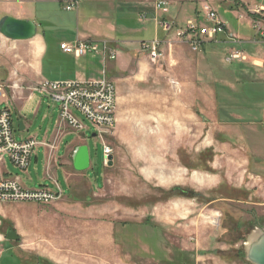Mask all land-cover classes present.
Masks as SVG:
<instances>
[{
    "label": "rangeland",
    "instance_id": "obj_1",
    "mask_svg": "<svg viewBox=\"0 0 264 264\" xmlns=\"http://www.w3.org/2000/svg\"><path fill=\"white\" fill-rule=\"evenodd\" d=\"M78 1L79 5L72 11L65 10L63 5L70 2L65 1L64 4L40 8L37 12L46 16L51 14L53 19L63 22L64 32L60 35L64 37L82 30L92 40L115 47L116 61H107L105 66L98 67L95 63L99 65L102 59L90 55L95 57L92 64L87 65L82 59L76 65V71L81 73L98 67L99 72L93 71L95 80L103 78L105 72L119 91L117 123L114 128L101 132L113 150V164L104 165L103 141L98 136L93 137L95 128L77 113L86 129L82 133L69 130L66 144L85 143L90 150L93 168L71 177L70 190L61 172L59 177L65 191L64 197L56 202H0V264H179L180 259L184 260L183 264H250L246 258V244L256 231L264 229V195L258 196L248 183L241 188L222 184L207 190L193 182L192 176L196 174L192 175L193 172L189 173L184 186L164 184L162 180L169 179L171 166L179 163L176 148L202 149L204 137L201 132L205 119L218 120L219 93H227L229 87L224 86L225 83L233 84L237 77L235 73L242 70L239 62L228 64L226 54L231 49L243 50L248 61L241 63H247L249 69L264 68L254 64H261L264 58L250 53L249 48L255 50V47L247 43L223 46L211 42L204 44L198 52L192 51L176 38L174 31L183 28L187 20L205 23V14L201 11L202 18L199 15L194 17L193 13L186 17L182 14L180 20L164 18L161 13L168 10V0H160L161 6L158 0H154V22L159 31L154 24L146 22V31L131 38L121 31L126 27V8L118 20H115L113 11H109L99 26L97 22L90 23L87 17L88 0ZM256 2L264 4V0ZM205 5L217 12L234 33L244 36L254 33L248 27L247 18L253 15L251 10L257 8L249 9L243 4L246 9L240 6L236 9L230 0H202L201 10ZM10 7L0 1V19L4 13L14 11ZM141 18L148 20L143 15ZM163 19L172 26L169 32L160 26ZM43 31L50 43L55 26L47 25ZM37 39L12 41L0 35V85L10 102L14 135L19 141L24 134L19 130V123L26 116L33 118V101L39 96L35 95L33 101L22 100L42 84V56L32 60ZM153 40L159 42L158 48L163 54L156 62L149 56L147 48H143ZM60 54L63 55L58 50L57 55ZM57 60L55 51L49 47L43 62L49 80L44 82L71 78L64 66L57 67ZM120 64L123 66L118 69ZM258 87L254 84L247 92L254 96ZM261 94L264 95V91ZM208 100L211 105L204 110V103L206 105ZM193 101L196 104L192 108ZM193 112L199 115L197 123L192 120ZM214 127L208 126L205 131ZM46 130L47 127L43 129L41 139ZM214 132L215 140L219 141L217 128ZM38 150L37 146L32 157ZM219 155L224 157V153ZM179 156L186 164L192 162L186 161L187 157H193L192 154L184 151ZM214 156L211 150L205 153L204 159L207 162L211 157L213 161ZM198 157L202 158L197 155L190 168L202 167ZM254 160L251 157L250 164L255 167ZM37 166L40 171L35 170ZM31 167L29 176L36 183H27V186L37 189L40 187L38 176L42 177L45 169L43 154L38 163L33 160ZM2 169L4 175L12 174L23 179L27 175L26 171L16 168L8 156ZM0 174L2 177L1 166ZM45 182L52 183L50 180ZM178 187L197 196H173L171 191ZM260 191L264 192V188ZM173 204L181 207L168 208ZM167 210L170 217L164 216ZM181 211H187L188 218H180ZM149 216L152 220L147 221L148 225L140 224ZM163 216L169 219L168 225L160 222L164 220ZM10 228L19 236L18 241L8 240ZM185 248L188 250H182L185 254L180 255L181 249Z\"/></svg>",
    "mask_w": 264,
    "mask_h": 264
},
{
    "label": "crops",
    "instance_id": "obj_2",
    "mask_svg": "<svg viewBox=\"0 0 264 264\" xmlns=\"http://www.w3.org/2000/svg\"><path fill=\"white\" fill-rule=\"evenodd\" d=\"M0 1L10 4V8L14 10L13 12L4 13L2 17L9 15L19 19L31 20L36 23L38 27V34L36 36L38 39L33 46L34 52L32 60L36 61V59H40V57L42 56L41 61L43 76L40 83L49 80V78L45 74V70L43 67V62L45 60V57L47 56L49 47L53 48V50L55 51V57H58V60L55 61L58 64L57 67L62 65L64 66L63 69L71 73L70 79H56L55 81L95 80L93 71L97 72L98 67L101 66V64L104 65L102 60H100L99 65L93 61V63L98 66L94 68L93 71L86 70V73H81L79 71H76L77 62L84 59L85 62H87V65H89L91 63V60L95 57L86 56L84 58L78 59L73 55L63 53L60 49V46L63 43H71L76 41L77 39L92 40L91 36L85 31L77 30L76 34H65L64 37L63 35H60L62 32H64L62 31L65 26L63 22H59L58 19H53L51 14H48V16H46L43 13L37 12L38 9H42L48 5L53 7L57 3L64 4L65 1L72 0ZM83 1L84 0H81V2ZM168 1L170 3L168 10L165 11L164 14L161 13L164 18H170L171 20H180L182 14H185L186 17L187 15L192 13L194 14V17L195 15H199L201 17L202 0ZM238 1H240L249 9L264 7V4L257 3L256 0ZM63 6H65V4ZM124 8H126V13L124 15L126 19V27H123L121 31L123 32V34H126V37L131 38L133 35H137L142 31H146V22H148L149 24L151 23L152 25L154 24L155 29L157 30V25L154 22L156 13L154 8V0H88V5L86 6V14L89 18L90 23L97 22L100 26L103 24V21L106 20L105 17L108 15L109 11H113V14H115V20H118L123 15L121 11H123ZM232 12H234V14L238 13L237 11ZM142 15L148 20L143 21L141 18ZM50 19L55 21V23L50 22ZM247 19L248 27L250 28V31H253V20L249 17ZM50 24L55 26L56 31L55 35L51 37L49 43L44 35L43 29ZM157 31H159V29ZM229 32L241 38L244 43H247V45L251 47L254 46L255 50L249 48L250 53H254V55L258 56L259 58H264V45L254 43L256 41V35L254 31V35L252 34V36H244L234 33L230 28ZM219 39L223 46L228 45L226 37L224 35L220 36ZM58 50L61 51L63 55H57ZM123 64H120L118 66V69H120ZM239 68H242V70L241 72H237L238 74L235 73L237 77L233 84L226 82L224 85L229 87V91L227 93H219L217 115L218 120L214 122L213 119H205L206 123L201 132V135L204 137V144L201 147L202 149L197 150L193 147H190L189 150V147L187 146L177 147L175 152L176 157H178L179 159V163H177L176 166H171V177L166 180L163 179L162 183L184 186L185 180H187L189 173L191 174L193 172L192 175L196 173L195 177L192 176L193 182L196 181L198 185L203 186V188L207 190L218 188L222 184H228L229 186L234 185L241 188L246 183H248V185L251 186L252 189H255L258 196L264 195V192L260 191L264 188V161H262L264 158V95L261 94V91H264V68L256 67L254 69H249L247 68V63H240ZM254 84L259 86L257 89L258 93H253L254 96H251L250 92H247V89L250 88V86H254ZM117 92L119 93V91L116 90V95ZM35 95H38L39 98L36 101H33V97ZM118 100L119 95H117V108ZM22 101H33V118L31 119L29 116H26L21 119L20 122H22L24 126V129L22 130L24 134L22 135L21 140L32 138L35 139L39 143V150L32 157L30 167L28 168V171H26L27 175L25 174L24 179L12 174L5 175L18 177L26 184V186L27 183L29 185L32 183L35 184L36 181L29 176V170L30 168H32L31 166L33 160L35 159L38 163L41 159V154H43V166L45 169L43 176H38L40 187L46 186L54 189L59 188L64 193L65 190L63 187V183L60 180L59 174L61 172L63 173L65 182H67L68 188L70 190V178L73 177L76 173L84 174L75 169L74 155L79 147L86 146V144L81 142L66 144L65 137L68 131H73L74 129H72L65 121L61 119L59 105L54 103L49 97L43 95L36 89H33L26 95V97L23 98ZM194 102L195 101H193V104L191 106L192 108L193 106H195L194 104H196ZM24 104L25 103H23V105ZM210 105V100L206 101V105L204 103L203 109H207V107H209ZM192 115L193 122L197 123L199 115L196 112H193ZM213 125H215L213 129L211 128L208 131H205L208 126L210 128V126ZM46 127V133L41 139L40 136L42 137L43 129L45 130ZM35 128L38 129L35 130ZM216 128L220 136L219 141L215 140L214 138L216 134L214 132V129ZM233 137H236V139L231 140ZM211 150H213L215 154L214 160L212 161L210 157L206 162L204 159L205 153L211 152ZM184 151L187 152V154L193 155V157H187L186 161L188 162L191 160L193 162L197 155H201L202 158L198 157V159L200 162H202V167L190 168L193 166L192 162H189L187 164L184 163L179 156V153H183ZM219 153H224V157L220 156ZM251 157L255 159V167L251 166L250 164ZM200 159H202V161ZM90 168H93L92 161L90 163L89 169ZM209 169L212 170V172H210ZM35 170L40 171V167L37 166ZM234 170H239V172L236 173ZM1 172L3 173V176H5L2 167ZM184 175L186 176V178H183ZM45 180H50L52 183L45 182ZM177 207L179 208L181 206L173 204L168 208L176 209ZM167 212L165 215L162 212L161 215L163 214L165 217H170V213L168 210ZM164 216L162 217L164 218V220H160V222L162 224L168 225L169 219H166ZM188 216V212L184 211L182 212L180 218H188ZM151 220L152 216H149L145 221H141L140 224L144 225V223H146V225H148L147 221L151 222ZM195 232L196 231H193L192 233ZM197 235H200V233H197ZM182 250L185 251L188 249L185 248L181 249V251ZM197 260L199 261L198 258Z\"/></svg>",
    "mask_w": 264,
    "mask_h": 264
},
{
    "label": "built area",
    "instance_id": "obj_3",
    "mask_svg": "<svg viewBox=\"0 0 264 264\" xmlns=\"http://www.w3.org/2000/svg\"><path fill=\"white\" fill-rule=\"evenodd\" d=\"M77 5L79 1L72 0L66 3L64 8L72 11ZM158 5L161 6L160 0ZM202 11L205 14V23L196 19L187 20L183 28L174 31L176 38L185 42L192 51L198 52L204 44L211 42L221 43L219 37L223 35L228 44L244 43L241 38L229 32L228 24L209 5H205ZM251 13L254 16L252 29L256 35L254 43L264 45V7H259ZM162 21L160 26L165 31L172 30V26L167 21L164 19ZM144 46L154 62L163 57L157 40L148 42L143 48ZM60 49L65 54L73 55L78 59L90 55L98 56L104 64L117 59L115 47L109 46L104 41L77 39L71 43L61 44ZM225 61L228 64L246 62L248 56L243 50L231 49L226 54ZM254 64L264 67V61L261 64L259 62ZM104 75L99 80L44 82L36 90L59 105L61 119L75 131L82 133L86 129L77 113L93 125L96 136L103 141L104 165L108 166V159L113 155V150L106 144L104 134L102 135L101 132L104 129L114 128L117 123V95L115 85L108 80L105 72ZM9 107L10 102L6 98L5 89L0 85V166L4 165L8 156L16 168L27 171L33 152L39 143L35 139L19 141L15 138ZM63 197V192L59 188L30 189L24 186L18 177L5 175L0 179V202L49 204Z\"/></svg>",
    "mask_w": 264,
    "mask_h": 264
},
{
    "label": "water",
    "instance_id": "obj_4",
    "mask_svg": "<svg viewBox=\"0 0 264 264\" xmlns=\"http://www.w3.org/2000/svg\"><path fill=\"white\" fill-rule=\"evenodd\" d=\"M38 34L36 23L27 19H19L6 15L0 19V35L12 41H27L35 38ZM24 129L23 123H19V130ZM96 134H93L95 137ZM109 166L113 164V156L109 157ZM102 161L104 156L102 154ZM90 155L87 146L79 147L74 155V167L83 172L90 167ZM1 178V174H0ZM9 241H18L19 236L10 228L7 233ZM246 258L250 264H264V229L256 231L246 244Z\"/></svg>",
    "mask_w": 264,
    "mask_h": 264
},
{
    "label": "trees",
    "instance_id": "obj_5",
    "mask_svg": "<svg viewBox=\"0 0 264 264\" xmlns=\"http://www.w3.org/2000/svg\"><path fill=\"white\" fill-rule=\"evenodd\" d=\"M231 2H233V3H235V6L234 7H236V9H239V6L241 7V8H243V9H246L245 8V6L240 2V1H238V0H230ZM253 16V15H252ZM253 18H254V16H253ZM209 171L210 172H212V170H210L209 169ZM172 192V194H173V196H181V195H190V196H193V197H196L197 196V194H195L194 192H192V191H187V190H185V189H181V188H175V189H173V191H171ZM149 221V220H148ZM180 252V251H179ZM185 254V252H182L181 251V253H180V255H184ZM183 259H180L179 260V264H183Z\"/></svg>",
    "mask_w": 264,
    "mask_h": 264
},
{
    "label": "bare ground",
    "instance_id": "obj_6",
    "mask_svg": "<svg viewBox=\"0 0 264 264\" xmlns=\"http://www.w3.org/2000/svg\"><path fill=\"white\" fill-rule=\"evenodd\" d=\"M241 17V16H240ZM244 18V17H243ZM249 18H251V19H253V16H251V17H249ZM220 38V37H219ZM64 53V52H63ZM42 187H46V186H42ZM39 188H41V187H39ZM46 188H49V187H46ZM30 189H35V188H30ZM38 189V188H37ZM50 189V188H49ZM52 190V189H51ZM53 190H56V189H53ZM61 190V189H60ZM62 191V190H61ZM63 192V191H62Z\"/></svg>",
    "mask_w": 264,
    "mask_h": 264
}]
</instances>
